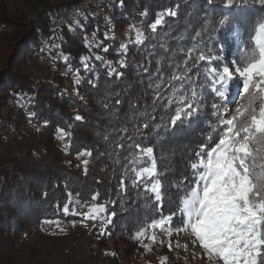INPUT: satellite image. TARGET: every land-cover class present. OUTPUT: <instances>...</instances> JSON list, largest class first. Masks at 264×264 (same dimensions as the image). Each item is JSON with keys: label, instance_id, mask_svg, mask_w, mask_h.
Listing matches in <instances>:
<instances>
[{"label": "trees", "instance_id": "obj_1", "mask_svg": "<svg viewBox=\"0 0 264 264\" xmlns=\"http://www.w3.org/2000/svg\"><path fill=\"white\" fill-rule=\"evenodd\" d=\"M77 1L24 0L12 9L6 0H0V145L13 127L18 129L22 124L39 127L38 148L28 147L19 157L0 156V264H42L38 261V246L42 245L38 229L44 221L75 219L76 216H66L63 212L69 193L73 202H91L94 193H99L97 203L115 201L108 203V211L116 213L107 230L111 235L101 237L98 246L109 248L106 253L115 254L103 255L106 264L129 263L136 250L133 232L138 221L153 214L155 209L149 206L142 187H133L126 181V190L120 188L125 157L130 151L128 145L141 142L145 147H153L158 170L166 173V180L180 179L185 172L186 150L196 147V141L201 138L200 129L214 122L208 109L202 114L199 126L190 133L171 135L154 125L136 130L145 122L141 113L146 111V105L155 123H161L164 116L162 108L151 112L152 92L143 67L151 60L154 73L155 61L159 59L165 75H171L169 65L182 63L184 59L185 53L180 49L186 50L194 43L205 17L206 0H123V7L121 0H112L109 7L105 6L112 20L113 34L109 36H114L108 40L104 39L108 28L101 15L84 12L82 24L86 26L69 30L68 15ZM177 5V16H166L165 23L153 35L149 25L157 13ZM145 10L147 15L142 16ZM65 12L68 15L64 17ZM220 18L215 16L216 21ZM60 19L62 22L58 24ZM130 25L142 28L148 40L143 45L128 43L126 54H121L122 32ZM94 32V40L103 42L109 51L93 48L92 54L111 62L122 73L121 77L108 76V68L94 59L91 61L94 70L83 71L80 57L90 54L85 38L93 44ZM41 37L47 38V45H58L50 54L60 53L69 60L65 63L56 59L55 72L42 76L34 87L33 74L24 67L26 59L34 60L43 52L49 53L46 45L32 51L31 47ZM161 44L171 51L166 52ZM122 58L126 60L123 68L118 63ZM77 69H81L79 85L70 79ZM73 87L76 91L72 93ZM27 99L30 102L25 106ZM116 99L121 103L117 105ZM132 105H136L135 110ZM30 113L35 116L30 117ZM77 114L83 119L76 121ZM44 121L48 122L47 126ZM57 128L71 133L67 149L56 140ZM119 142L125 148L118 152L115 144ZM85 149L92 153L84 156L88 160L86 170L77 156ZM168 207L166 202L164 214L168 213ZM170 263L168 258L166 264Z\"/></svg>", "mask_w": 264, "mask_h": 264}, {"label": "snow or ice", "instance_id": "obj_2", "mask_svg": "<svg viewBox=\"0 0 264 264\" xmlns=\"http://www.w3.org/2000/svg\"><path fill=\"white\" fill-rule=\"evenodd\" d=\"M206 5L205 17L192 47L180 49L185 53L184 59L182 63L169 65L170 76L165 75L159 59L155 61L154 73L151 60L143 67L152 92L151 112L162 108L164 116L161 123H155L146 105V111L141 113L145 122L136 130L154 125L171 135L190 133L199 126L202 114L208 109L214 122L200 129L201 138L196 141V147L186 150L185 172L180 179L166 180V173L158 170L153 147H145L141 142L129 144L120 188L126 190V181L133 187H142L149 206L155 209L153 214L138 221L133 232V239L145 251L157 243L164 244L160 236L168 238L167 247L171 251V236L184 233L191 238L192 246L200 249L199 254L193 253V258H206L208 264H264V0H219V3L206 0ZM120 6L123 7V0ZM178 10L179 5L157 13L149 25L151 33L155 35L158 26L165 23V17L177 16ZM141 15L146 16L147 10ZM215 16L221 18L216 21ZM85 26L79 20L68 25L69 30ZM130 30L135 32V40L129 43L143 45L148 40L142 28L130 25ZM104 39H114V36L106 32ZM85 46L90 54L80 57L83 71L94 70L91 65L94 59L108 68V76H122L111 62L92 54L93 48H102L107 53L108 46L103 42L92 44L87 38ZM128 46L121 44L119 52L126 54ZM56 47L48 45L49 51ZM165 51L171 49L165 48ZM230 56L233 58L229 62ZM53 59L67 63L69 57L61 54ZM118 63L122 68L126 66L123 58ZM80 70L73 77L76 85L82 81ZM115 103L118 105L121 101L116 99ZM233 104L235 107H230ZM132 107L135 110L136 105ZM31 116L35 113H30ZM74 119L80 121L83 117L77 114ZM44 124L47 126L48 122ZM68 129L57 128L56 138L69 139ZM68 147L70 144L65 145V149ZM124 148L123 142L115 144L118 152ZM91 155L86 149L77 153L78 157ZM81 163L86 170L88 160ZM98 196L99 193H94L91 202H73L69 193L63 212L69 215L72 206L71 214L79 216L81 223H99V235L110 236L107 230L116 213L108 211V203L115 201L97 203ZM166 202L169 207L164 214ZM75 204L87 210L77 212ZM175 246L180 247L179 241ZM183 247L187 251L188 243ZM166 261L167 257L160 258V264Z\"/></svg>", "mask_w": 264, "mask_h": 264}, {"label": "rangeland", "instance_id": "obj_3", "mask_svg": "<svg viewBox=\"0 0 264 264\" xmlns=\"http://www.w3.org/2000/svg\"><path fill=\"white\" fill-rule=\"evenodd\" d=\"M6 1L13 9L14 6L24 0ZM110 1L112 0H83L81 7L68 15L69 22L66 24H71L73 20H79L82 24L85 21L86 16L84 12L89 15H101L103 22L108 28V35H112V20L109 13L105 11V6L107 5L109 7L111 4ZM61 22L62 20H58V24ZM122 38L123 44H128L130 40H135V32L130 30V27H127L122 32ZM92 42L93 44H96L100 42V40L95 41L92 38ZM46 47H48L47 44ZM46 50L49 49L47 48ZM57 54L60 55V53ZM57 54L56 56H58ZM97 54H100V51ZM56 56L52 53L50 54L49 51V53L43 52L39 54L34 60L26 59L24 68L33 74L34 87L37 86V83L42 76L55 72L56 59H53V57ZM230 61L229 58V62ZM70 79L73 82V76ZM35 80L37 81L35 82ZM75 91L76 90L73 87L71 92L73 93ZM29 102L30 99H27L25 106ZM20 104L21 103L19 102V105ZM10 105L12 106V104ZM234 107L235 104H233V108ZM6 109L7 108L4 110ZM38 131L39 127L36 125L26 126L22 124L18 129L15 127L11 128V130L3 137L0 145V156L15 154L19 157L28 147L32 149L38 148ZM56 140L64 149L65 145H68L67 139L61 141L56 138ZM84 159H86L84 156H80L81 161ZM75 208L77 212L81 213L87 210L86 207H81L78 204H75ZM71 211L72 206H70V214ZM73 221H75L74 225ZM51 222L52 223H48V221H44L38 229V237L42 244L41 246H38V261L42 264H106L102 257L109 251V248L98 246V241L101 238L99 235V223L94 224L92 221L81 223V218L79 216H76L75 219H66V217L56 218ZM57 223L59 226H57ZM160 239H164L165 243L155 244L150 251H145L137 241L135 253L129 259V263L127 264H160L161 257L171 259L170 264H208L206 258H193V253L199 254L200 249L192 246L190 242L191 238L187 234L182 233L171 236V241L173 242V249L171 251L167 247L168 238L160 236ZM176 241H179L180 243L179 248L175 246ZM185 243H188L187 251H185L183 247ZM173 261L175 262L173 263Z\"/></svg>", "mask_w": 264, "mask_h": 264}, {"label": "built area", "instance_id": "obj_4", "mask_svg": "<svg viewBox=\"0 0 264 264\" xmlns=\"http://www.w3.org/2000/svg\"><path fill=\"white\" fill-rule=\"evenodd\" d=\"M39 1H51V0H39ZM82 2H83V0H78V1L76 2L75 7L73 8L72 11L74 12V11H76L78 8H80L81 5H82ZM66 15H68V12H65V13L63 14L64 17H65ZM60 20H62V19H60ZM46 42H47V38H46V37H41V38H39V39L36 41V43L33 44V46L31 47V48H32V51H35V47H39V48H41L42 46H45V45H46ZM36 81H37V80H35V82H36ZM230 107L233 108V105H231Z\"/></svg>", "mask_w": 264, "mask_h": 264}]
</instances>
